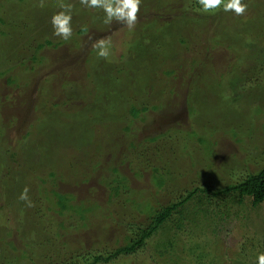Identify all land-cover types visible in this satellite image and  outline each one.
<instances>
[{"label":"rangeland","instance_id":"obj_1","mask_svg":"<svg viewBox=\"0 0 264 264\" xmlns=\"http://www.w3.org/2000/svg\"><path fill=\"white\" fill-rule=\"evenodd\" d=\"M241 2L247 7L237 15L193 10L182 0H140L129 29L116 20L105 24L102 9L80 0H0V9L8 7L0 24V129L12 136L4 139L8 158L0 145V264L91 261L147 224V211L136 202L149 197L159 210L194 187L218 191L264 166V0ZM61 3L72 5L68 40L54 36L49 22ZM99 40L108 42L107 57L97 55ZM102 92H108L107 106L119 102L113 115L120 131L98 139L87 129L93 134L101 123L85 119V108L98 104ZM130 103L144 105L135 118ZM11 117L18 122H7ZM21 123L17 131L14 124ZM58 134L83 162L80 178H63L68 162L50 158L64 157ZM49 135L54 145L48 151L39 143ZM89 146L93 152L82 155ZM52 169L57 178L48 174ZM118 176L115 195L109 188ZM25 187L30 204L19 198ZM62 187L74 195L69 210L45 218L43 195ZM52 199L55 206L65 203ZM195 200L189 202L192 220L186 216L180 228L167 223L138 250L95 264L257 262L249 249L259 240V251L263 247L264 199L253 205L229 198L233 206L222 212L194 208ZM13 201L24 210L18 217ZM97 201L104 203L102 216L89 207ZM100 219L110 229L103 237Z\"/></svg>","mask_w":264,"mask_h":264},{"label":"trees","instance_id":"obj_2","mask_svg":"<svg viewBox=\"0 0 264 264\" xmlns=\"http://www.w3.org/2000/svg\"><path fill=\"white\" fill-rule=\"evenodd\" d=\"M182 1L184 2L183 7H187V8L193 9V10L200 8V6L198 4V0H182ZM1 8H2V6H1ZM7 9H8L7 6H6V9L5 8L0 9V24L5 22V20L3 22L2 14H4L3 11H5ZM3 73H4L3 71L0 72V74H3ZM6 82L11 83L12 80L10 78H7ZM100 84H102V83H100ZM124 93L122 94V96L124 95ZM107 96H108V92H102L99 96L98 104H96V105L92 104V105H89L85 108V111H86L85 119L89 120L90 123L96 122V121L101 123V128H97V131L93 132V134L90 130L87 129L88 135L94 136V137L99 136L98 139L104 135L106 137H107V135H112V134L115 135V134L119 133V131H120V126L118 127V125H119L118 119L119 118L118 119H117V117L114 118V115H113V113L116 112L114 110L117 108V105L119 104V102L115 106L114 105L113 106H107L106 105ZM120 96L121 95H119V97L117 98V101L120 99ZM80 104H81V106H84V104L82 102L78 103L77 105L79 106ZM57 105H60V104L58 103ZM43 106L44 105H42L40 108H44ZM78 106H76V107H78ZM143 106L144 105H142V108L139 109V108H136L134 103H130L128 106V110L130 112L131 117H133V118L137 117L138 116L137 113L140 110H144ZM45 112H47V111H45ZM3 120H5V119H3ZM7 120H11V121L13 120L15 123L18 122V121H15L13 117H11L10 119H6V121ZM32 123L33 122L30 121L29 125H27V126L25 125V127L27 129H24V131H25V136L27 135V137L28 136L32 137V133H30V127H31ZM12 125H13V123L9 124L7 127L10 128ZM14 125L17 127L16 128L17 131H20L21 127H24V126H22V123L19 125H16V124H14ZM103 126H104V128H103ZM108 127H109V129H108ZM124 127H125L124 130H126L127 126H124ZM7 132H9V130L6 131L5 128H4V130L0 129V135L3 136L2 140H0V145H2L1 142H3L2 149H3V153H4L1 155L3 157L5 155V157L7 156V158H8L9 150H8V147H7L4 139L6 137L9 138L11 135L10 136L6 135ZM15 136L16 137L20 136V133L14 134L13 137H15ZM31 137H29V138L31 139ZM60 137H61V135L58 134L57 146H59V150L64 153V155H63L64 157L60 158L58 155H55V156L51 155L50 158L51 159L54 158L55 162L60 161V160L65 158V160L68 162L70 170L64 171L65 175L63 178L66 177V179H69L68 181H71L73 178H80L79 175H80V170H81V166H82L83 162L78 161V159L76 158L77 156L75 154H73L72 152L69 153V148H68L69 146L65 145L64 141H60ZM11 138H12V136H11ZM53 139L54 138H51L49 135L47 139L42 140L39 143V146H43L46 149H48V151H49L50 147L52 145H54ZM89 145L91 146V143ZM90 146H89V149H90ZM56 149L58 150V148H56ZM137 150H135V151H137ZM139 151H140V149H139ZM92 152H93V150L90 149V152L86 151L82 155L87 156V154L90 155ZM133 153H135V157L138 156V152H133ZM39 156H41V155L39 154ZM87 163H88L87 169H90V170H92L96 164L93 161V157ZM50 166H52V165H50ZM115 169H116V167L112 168L111 170L115 171ZM67 172L70 173L72 176L69 177L66 174ZM48 174L51 177L57 178V176H58L57 171H55L53 169L49 170ZM121 180H122V177L118 176V177L114 178V180H113L114 184H110L109 190L111 189L113 194H115V195L118 194L119 191H121L120 190V185H122ZM123 190H124V188H123ZM46 191L48 193V197H46V194H44L43 197L46 200V203L48 204V206L45 207V210H44V207H41L42 214L44 215L45 218L56 219V216H55L56 212H58V214H59L58 217H60L61 215H63V212L69 210V208H66V207L68 205L71 206L70 201L74 200L73 197L71 196V195H73L72 193H70L68 191H64L63 187L60 190L51 189V190H46ZM29 195H31V194L29 193ZM213 196H215V197H213ZM33 197L36 198L34 195H33ZM52 197L55 200L57 198L58 199L60 198V201H64L65 203L60 202L62 204V205H60L57 201L56 206L52 205L50 203V198L52 199ZM76 198L78 199L77 196H76ZM229 198L234 199V201H232V202H239V203L243 202L244 199L247 200L249 198L253 205L261 202L264 199V166L262 168H260L259 170H257L256 172L249 173L248 175H246L243 179H241L237 183L226 185L225 187H223L222 189H219L218 191H212L208 188L194 187L193 189L189 190L187 192V194L184 195L183 197H181L179 200L165 204L159 210L151 208L150 201H148L149 197L144 199L146 201H144L143 203L147 202V205L144 207H142V204H143L142 201H138L135 204L133 203L139 209L145 208L144 211L145 210L147 211V213H146V216L148 219L147 224L145 226H142V225L139 226L138 225V226H135V228H132L133 230L131 229L129 237H127L125 239V244L118 245L114 248L109 249L108 251L105 250V252H103V251L96 252L92 255L91 261H85L82 264H95V263H99V262H106V261L116 257L119 254H122V253L127 254V253L134 252V251L138 250L139 248L143 247L145 245L144 244L145 240L149 236L155 234L159 229H163L165 227V225H167V223L169 224V227L176 226V228H180L182 226L183 220L186 218V216H189V219L192 220V218H193V214L191 213V207H192L191 204L192 203L189 204V202H191L195 199H196L195 200L196 203H198L199 205L196 204L194 206V208L197 207L200 210V207H201L203 210H205L208 207H210V208H217L220 212H222L223 210L229 211V208H232L233 205H232V202L229 201ZM79 200L81 202L84 201V199H78V201ZM250 200H249V202H250ZM132 202H133V200H132ZM13 203L16 204L14 201H13ZM41 204H42V202H41ZM194 204H195V202H194ZM91 206L92 205H90L89 207L94 210L95 214H98L99 216H102L105 214V212L102 211L104 209V203H102L101 201H97V204L93 205L94 207H91ZM222 206H223V209H222ZM16 208H18L17 212H15L17 214H14V217L20 216L19 214L24 211V210H22V206H21L20 202L18 205L16 204ZM18 210H20V212ZM46 210L49 213H47ZM81 211H82V209H81ZM193 211H195V209ZM201 212L203 215H205L204 211H201ZM214 216H217V215H214ZM58 223L60 224V221ZM97 224H99V226L97 227L98 230L100 231L99 236L100 237L106 236L110 230L108 227V224L101 221V219L99 220V222H97ZM54 234H55V236L59 237L57 230L54 231ZM170 240L171 239H168V243H169V245H172ZM259 243H260V240L257 242V246L254 243H252V246L249 249V253H252V256L253 255L257 256L259 253H264V250H263L264 243L262 244L263 247H262L261 251H259L260 249H258ZM74 264H77V263L74 262ZM252 264H257V262L252 261Z\"/></svg>","mask_w":264,"mask_h":264},{"label":"clouds","instance_id":"obj_3","mask_svg":"<svg viewBox=\"0 0 264 264\" xmlns=\"http://www.w3.org/2000/svg\"><path fill=\"white\" fill-rule=\"evenodd\" d=\"M80 3L87 8H98L104 12V23L109 24L113 20L120 21L131 29L136 21V13L140 0H80ZM200 10L202 12H214L215 10L222 9L227 12L232 10L235 14H242L247 5L242 3L241 0H198ZM63 9L54 13L50 17V24L52 26V34L59 36L63 40H68L72 36V5L60 4ZM97 55L100 57H107L109 55V45L105 40H99L95 46ZM28 189L25 187L20 194V199L25 200L29 204L27 197ZM257 264H264V253L257 255Z\"/></svg>","mask_w":264,"mask_h":264}]
</instances>
